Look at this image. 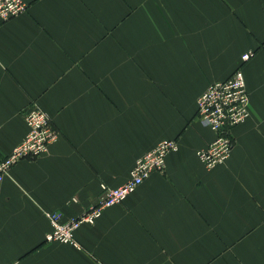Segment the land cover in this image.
Instances as JSON below:
<instances>
[{
    "label": "crops",
    "instance_id": "obj_1",
    "mask_svg": "<svg viewBox=\"0 0 264 264\" xmlns=\"http://www.w3.org/2000/svg\"><path fill=\"white\" fill-rule=\"evenodd\" d=\"M24 1L0 26V151L35 104L60 137L0 183V264H264V0ZM239 68L251 117L208 169L197 100ZM167 139L166 170L83 224L78 246L46 241V212L82 215Z\"/></svg>",
    "mask_w": 264,
    "mask_h": 264
},
{
    "label": "built area",
    "instance_id": "obj_2",
    "mask_svg": "<svg viewBox=\"0 0 264 264\" xmlns=\"http://www.w3.org/2000/svg\"><path fill=\"white\" fill-rule=\"evenodd\" d=\"M27 9L24 0H0V26ZM252 57L253 52L250 51L242 56V60L248 62ZM250 117V95L242 68L237 69L227 80L210 84L199 96L196 119L216 135L206 148L197 151L208 169L225 163L231 157L235 146L232 130ZM23 118L27 126L24 139L8 155H2L0 151V183L15 164L25 158H38L47 154L60 137V133L52 126L49 113L40 105L35 104L25 110ZM178 149V141L174 139L159 142L136 160L130 178L124 184L110 187L102 183V195L97 204L76 218L64 221L61 212H46L51 223L46 241L78 246L76 232L83 224H95L104 209L124 203L152 173L164 172L168 155Z\"/></svg>",
    "mask_w": 264,
    "mask_h": 264
}]
</instances>
